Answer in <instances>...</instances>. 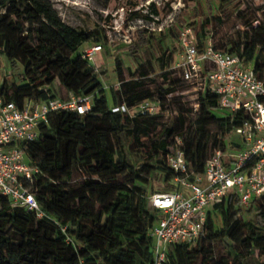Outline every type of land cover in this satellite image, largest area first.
<instances>
[{
  "label": "trees",
  "instance_id": "obj_1",
  "mask_svg": "<svg viewBox=\"0 0 264 264\" xmlns=\"http://www.w3.org/2000/svg\"><path fill=\"white\" fill-rule=\"evenodd\" d=\"M238 1L183 0L184 7L170 28L145 30L127 46L137 66L127 68L128 79L122 58L114 56L120 83L109 98L92 62L80 52L85 44L99 43L105 55H111L105 28L72 27L49 0H0V55L13 69L19 58L23 63L21 86L5 83L0 94L20 105L26 100L57 99L51 88L58 81L77 98L92 99L86 115L69 110L52 113L41 137L27 150L28 159L40 170L29 189L43 218L24 207H13L0 196V264H155L150 231L160 213L149 206V199L176 189L175 173L168 166L176 137L182 139L191 170L203 174L216 150L239 147L231 136L245 114H222L218 97L209 91L199 94L196 120L190 127L184 114L167 125L161 124L158 115H132L131 110L152 101L165 107L167 97L180 84L172 70L176 50L171 43L191 27L203 51L211 31L224 25L227 10ZM167 7L166 14L172 13L170 3ZM161 15L152 2L148 14L132 11L128 21H155ZM110 21L111 17L105 23ZM256 21L246 26L252 28ZM262 31L261 23L255 32ZM245 35L228 53L253 64L255 74L264 81V60L258 54L259 49L264 51V41L250 39L248 32ZM156 73L164 84L154 92L148 82ZM122 136L127 147L139 151V157L127 151ZM76 173L85 177L78 191L68 185ZM161 182L163 187L156 188ZM89 202L100 209L88 206ZM248 212L253 214L251 220L245 219ZM216 215L222 218L220 228ZM163 264H264V200L246 209L231 194L208 211L204 235L193 245L169 246Z\"/></svg>",
  "mask_w": 264,
  "mask_h": 264
},
{
  "label": "built area",
  "instance_id": "obj_2",
  "mask_svg": "<svg viewBox=\"0 0 264 264\" xmlns=\"http://www.w3.org/2000/svg\"><path fill=\"white\" fill-rule=\"evenodd\" d=\"M178 41L183 51V62L178 64L183 80L200 92L216 95L222 109L232 114L242 111L245 120L235 130L242 139L239 147L229 145L216 150L203 174L191 170L181 148L182 139L176 137L174 151L168 157V166L175 173L172 183L176 189L156 193L149 199V206L160 213L150 231L155 264L165 262L169 246L195 244L205 233L208 211L231 194H236L246 209L264 200V81L255 74L253 64L214 49L211 42L200 51L191 27L180 33ZM101 52L102 46L95 45L82 54L92 61L93 55ZM91 109L90 97L70 102L26 100L20 105L0 94V196L10 200L13 207H24L43 218L39 203L29 189L40 170L30 163L27 150L41 137L52 113L69 110L86 115ZM154 110L145 103L139 113L154 115Z\"/></svg>",
  "mask_w": 264,
  "mask_h": 264
},
{
  "label": "rangeland",
  "instance_id": "obj_3",
  "mask_svg": "<svg viewBox=\"0 0 264 264\" xmlns=\"http://www.w3.org/2000/svg\"><path fill=\"white\" fill-rule=\"evenodd\" d=\"M49 2L66 24L87 31L93 30L97 25H101L107 31L111 55L106 56L102 48L100 54L93 55L91 62L109 98H111L112 90L119 89L120 83L115 72L114 56L119 55L122 58L126 70L125 78L128 79L127 68L135 70L137 66L134 60L128 56L127 46L145 30L154 32L160 31L163 28H170L184 7L183 0H49ZM152 2L156 3L162 11V15L159 18H154L155 21L147 19L128 21L129 14L132 11L141 10L144 15L148 14V6ZM168 3L173 8V12L170 14H166ZM109 17H111V21L105 23V20ZM251 20L258 21L254 23L252 28H248L246 24ZM261 23L263 24V31L256 33L255 28ZM245 32L249 33L250 39L264 41V0H239L236 5L227 10L224 25L211 31L208 42H211L214 49L228 52L235 43L241 42L246 38ZM95 45L100 44H85L81 47L80 52L83 53L84 50L91 49ZM171 45L176 50L172 70L175 72V78L180 80L177 92L167 97L164 108L155 103V101L147 103L149 107L153 106L155 108L154 112L156 113L154 115H158L161 124L172 125L180 114H184L190 127L196 120L195 114L198 96L201 92L196 90L195 85L185 82L181 78L178 64L183 62V51L178 40L173 41ZM260 51L259 49L258 54H261L264 60V51ZM22 72L23 63L20 58L18 59L17 68L13 69L6 62V58L0 55V87L5 83L21 86ZM152 80L148 82V86L151 90L157 92L158 88L164 84L160 73L152 75ZM51 90L52 94L56 95L57 99L62 102H70L72 99H77L75 95L68 92L58 81L55 82ZM139 112L140 107L131 110L132 115ZM226 113L228 114V111L223 110L222 114ZM186 138L190 139V132L186 134ZM231 139L235 143L242 141L241 137L236 135V133L232 134ZM122 140L123 144L127 147L125 136H122ZM228 142L226 143L228 144ZM127 151L134 158L140 155L139 151L134 148L127 147ZM30 163L35 164L34 162ZM84 181L85 177L80 173H76L73 179L68 182V185L70 189L78 191ZM161 187H163L162 182L156 184V188ZM88 206L95 210L100 209V206L94 202H89ZM252 217V212L245 214L246 220H251ZM215 218L217 226L219 228L222 227L221 216L216 215ZM170 254L173 255L171 250ZM30 264H36V261Z\"/></svg>",
  "mask_w": 264,
  "mask_h": 264
}]
</instances>
